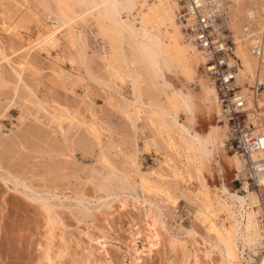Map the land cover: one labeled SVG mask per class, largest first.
Masks as SVG:
<instances>
[{"label": "rangeland", "instance_id": "rangeland-1", "mask_svg": "<svg viewBox=\"0 0 264 264\" xmlns=\"http://www.w3.org/2000/svg\"><path fill=\"white\" fill-rule=\"evenodd\" d=\"M257 1L255 8L244 0L245 9L264 10V0ZM83 8L84 0H0V264H192L191 252H199L201 264H226L217 237L224 239L221 224L232 234L234 223L221 210L217 188L226 183L241 192L234 180L239 178L225 157L214 173L198 172L199 152L182 143L185 133L170 110L188 124L191 113L172 96L180 87L194 92L196 82L167 72L172 85L164 84L139 50V39L121 37L103 15L94 21L79 17L73 23L79 38L72 41L67 13ZM53 31V43L41 41ZM219 125L203 115L195 128L208 134ZM146 199L166 224L153 252L144 234ZM45 206L54 211L48 214ZM54 215L57 221L47 222ZM134 235L142 237L137 246ZM257 257L253 264H261Z\"/></svg>", "mask_w": 264, "mask_h": 264}, {"label": "bare ground", "instance_id": "bare-ground-1", "mask_svg": "<svg viewBox=\"0 0 264 264\" xmlns=\"http://www.w3.org/2000/svg\"><path fill=\"white\" fill-rule=\"evenodd\" d=\"M243 1L244 0H233V2L230 5V8H229L230 11H228L230 14V23L228 26L229 33L228 34L230 35V38L232 39V41H236V45H234V49L232 50L231 55H232L233 62L235 64H237V66H238V70L235 73V82H236V85L240 86V90L238 91L237 95H240L243 97L244 102H243L242 111H244L246 113V117H247V122L244 126V131H242V133H245L244 136H246L245 140L248 141L246 143L248 145H251L252 143L255 144V141L258 140L256 143L257 148H255V146L252 145L250 150H247L246 153L244 151H242V152H239L237 150L232 151L228 148V138L230 136L229 133L231 132L230 125L224 119L225 117L223 114V110L221 109L219 100H218L217 92H216L214 86L211 84L210 79L208 78L206 72L204 71V68H203L204 59H203L202 53H201L200 49L192 41V39H190V37L188 35L189 32L187 30H184V28L186 26L185 23L182 20L177 19L179 5L176 4L173 0H84L85 8L81 9L78 14H75L74 12H72L71 14L67 13L66 23L70 25V31L69 32H70V34L72 33V35H73L72 41H77L79 37L77 34L75 35V32L73 30V28H74L73 23H76L79 17H82L85 20H93L94 21V20H97L101 15H103V16H105L106 19L108 18V19L112 20L114 26H116L115 27L116 32H118L121 37L124 38L125 34L128 33L129 36L131 35V36L139 39V41L137 40V46H138L139 50H141V52L144 53L148 57L151 65H153L156 69L155 71L158 72V74H157V72L155 74L162 78V80L164 81V84L168 85V83H170L172 85L171 82H167V80H168V79H166L167 78V72H171L174 75L178 74V75H180V77L183 76L184 78H186V80L188 79L190 81L196 82L197 86H196V89L194 92L185 93L180 87L179 89L174 90L175 92L173 91L174 95L172 96L179 101L177 106H181V105L184 106L187 109V112L189 111L191 113L190 116L192 115V118L190 119L188 124H186V121L184 123L179 116V112L173 111V109H175V108H173V109H170V110H172V113H171V116L173 117L172 121H174V123L176 125H180L182 131L185 133V135L183 136V140L185 142H182V143L183 144L186 143V145H189V146L191 145V147L194 146L197 148L198 151L197 150L196 151L199 152L198 156H200L199 157L200 161L198 160L199 161V167H197L198 172L202 173V171L203 172L206 171V172H209L210 174L214 173L213 170L215 168L221 166V163H222L221 158L225 157L226 161L228 159L229 164H231L234 167V169L236 171V175L239 178L240 183L242 185L241 186V192L239 191L240 189L238 191L231 190L226 185V183H223L222 186L220 185L221 187L217 188V191H218L217 194L219 195L218 200H219V203L221 206V210H224L225 212H227L228 215L231 216V219H233V223H234L232 234L228 232V229L225 228V226H223L222 224L221 225L219 224L221 232L224 234V239L217 237L218 238L217 242H220V244L224 246L225 251H223V249H222L221 252H224V259L226 261V264H253V262L255 261V257L258 256L259 253H260L261 259H259L257 257V260L259 259L258 262L260 261L261 264H264V232L262 231V228L259 227L258 222H257V214H258V211H257L258 196L256 193L257 190H256L255 186H252V187L249 186V184H250L249 181L243 177L244 169L246 167L247 162L253 161L256 159L264 158V90L261 92H256L254 89H252V86H251V85L255 84L256 80H260V81L264 82V60L259 62V60L251 54L250 49H249V46L253 45L255 43L262 45V47L264 48V10L260 11L259 9H257V10L255 9V8H257L256 6H258L257 3H259L257 0H247V1L251 2L252 4H254V6L255 5L256 6H255V8L248 6L245 9V6H247V5ZM251 3H249V4H251ZM102 6H103V8H102ZM66 10H68V9H66ZM248 12L255 14L254 20H255L256 25L258 27L257 28L258 31L256 32V35L254 37H252L251 39H249L247 41H240L238 39L239 38L238 36L244 35V29L249 28V25H250V23H249L250 19L247 20L245 18L246 13H248ZM59 13H61V12L59 11ZM110 25H112V24H110ZM113 29H110V30H112V32H113ZM186 31H187L188 37L186 36ZM80 36L83 38L84 41H86L85 40L86 37L84 38V30H82V29H81ZM86 36H88V35H86ZM54 37H55V31H53L47 35L42 34L41 35L42 39L41 38L40 39L42 42L53 43ZM111 38H112V36H111ZM87 41H89V40L87 39ZM122 41H123V39H122ZM72 43H74V42H72ZM76 43L79 44V42H76ZM84 44L85 43H82L83 47H84ZM89 45H90V43H89ZM116 45L117 44H115V46ZM79 48H81V47H79ZM75 49L77 50V47ZM145 55H144V57H145ZM114 68H116V67H114ZM198 70H199V72H198ZM199 73L203 79L200 77ZM120 74H121V72H120ZM117 75H119V74H116V76ZM157 79H158V77H157ZM158 80H160V78ZM134 81H136V80H134ZM160 86L163 87V85H160ZM137 87H135V88L137 89ZM166 88H167V86H166ZM139 91H140V89H139ZM142 94H140V92H139L138 95H140L142 97ZM140 96H139V98H140ZM142 99H143V97H142ZM136 102H137V100H136ZM146 103H147V101H146ZM146 106H148V105H146ZM125 107H126V103H125ZM127 107H129V106H127ZM149 108H150V106H149ZM178 108H181V107H178ZM167 109H169V108L167 107ZM141 110H143V109H141ZM134 111H136V110H134ZM128 113H126V114H128ZM138 113H139V111L137 110V112L134 113V116ZM167 113H169V112H167ZM167 113H165V114H167ZM198 113H202L203 115H207L210 119L216 117V119H217L218 123L221 125V127L218 128V126H214V129L212 131H210L208 134L198 132L195 128V127H197L196 126L197 116L198 117L203 116L202 114L201 115L199 114L200 115L199 116ZM140 114L142 115L143 113H140ZM156 114H158V113L156 112ZM141 115H140V118H141ZM136 116H138V115H136ZM128 118H129V116H128ZM136 119H137V117H136ZM161 120H163V119H161ZM169 121L170 120H167V122H169ZM58 122H59V120H58ZM159 122H160V120H159ZM56 123H57V121H56ZM171 125H172V123H171ZM171 125H169V126H171ZM135 126H137V125L135 124ZM165 127L166 126H164V128ZM172 127H174V126L172 125ZM178 127H177V129H179ZM220 128H221V130H220ZM99 134H100V132H99ZM256 136L258 137V139L254 138ZM180 137L182 138V136H180ZM4 145H5V142L3 140H0V146L3 147ZM187 149H188V146H187ZM224 149H225V151H224ZM129 156H128V158H129ZM130 158H132V157L130 156ZM135 158H133V159H135ZM170 159H172V158H170ZM136 163H135V167H136ZM175 165H174V167H175ZM1 166L2 165L0 164V169H1ZM176 167H177V165H176ZM184 169H185V167H184ZM187 169H185V170L187 171ZM171 170H170V172H171ZM173 170H175V169L173 168ZM178 170H180V169H178ZM195 171H196V169H195ZM126 172H128V171H126ZM175 172H176V170H175ZM124 173H125V171H124ZM138 173H136L137 176H138ZM184 173H185V171H184ZM184 173H182L183 177H185ZM200 173H198V176L201 175ZM160 174H162V173H160ZM4 175L6 176V174H4ZM8 175H10V174H8ZM127 175L129 176L130 172ZM178 175L180 176V174H178ZM187 175H188V173H187ZM202 175H201V177H202ZM192 176H193V174H192ZM124 177H125V175H124ZM144 177L146 178V176H144ZM132 179H134V177ZM120 180H123L122 176H121ZM148 180L151 181L150 179H148ZM200 182H201V180H200ZM124 183H127V182H124ZM141 183L142 182L140 180V184ZM148 183L149 182H147V184ZM259 183H261L260 185L264 184L262 182V180H259ZM17 184H22V183H20L18 180ZM23 184H22V186H23ZM29 184H31V183H29ZM142 184H145L144 180H143ZM130 185H132V184H130ZM33 186H35V185H33ZM128 187H130V186H128ZM205 187H206V184H205ZM46 188H44V189H46ZM53 188L55 189V187H53ZM131 188H134V187H131ZM154 188H156V187H154ZM24 189H25V187H24ZM40 189H42V188H40ZM151 189H153V188L151 187ZM37 190H38V187H37ZM204 190L205 189H203L201 191H203V193H205ZM188 191H189V189H188ZM184 192H185V190L181 193H184ZM36 194H40V192L38 193L36 191ZM63 194H65V193H63ZM30 196H32V195H30ZM204 198L206 200L210 201L208 195H206V197H204ZM47 200L48 199H46V201ZM213 200L215 201L214 198H213ZM146 201H149V199L148 200L146 199ZM149 203H150V205H148L149 208L147 210L148 221H147V226L145 228L144 234H145L146 240H149V243L151 245V249L148 250V252L149 251L153 252L152 251L153 248L158 247L160 242H161V235L159 232L160 228H162V227L165 228L166 224H165V220L163 217L164 216L163 213L161 214L160 213L161 211L157 210L159 207H157V205L155 203H153L152 200L149 201ZM202 203H200V204L202 205ZM56 204L57 203H55V205ZM205 204L213 207V205L210 202H206ZM155 205H156L157 209L155 208ZM125 206H126V204L123 203L122 207H125ZM109 207H111V206H109ZM45 208H46V206H45ZM50 208H52V207L49 206V208L45 209V210H48V214H49V212L52 213L54 211V210L51 211ZM209 209L211 210V208H209ZM219 209H220V207H219ZM199 210H200V208H199ZM203 212H205V211H203ZM203 215H205V214H203ZM59 219H61V217ZM218 219H220V218L218 217ZM51 221L53 223H55L57 221V217L54 215V217H51L50 221H47V222L50 223ZM213 225H214V223H211V225H210L211 229H212ZM205 226H207V223ZM137 234H143V232L138 230ZM140 238H142V237H140ZM140 238H139V235H138V237L136 235H134V240H133L134 242L133 243L136 246L138 245L137 244L138 239H140ZM97 239H99V238H97ZM99 241H98V243H99ZM180 241L182 242V240H180ZM215 243H214V246H218L217 243L216 244ZM177 244H178L177 242H173V247H175ZM201 244H202V242H201ZM182 245H183V250H184L185 246H188L186 242L182 243ZM211 245L213 246V244H211ZM220 246H219V248H220ZM219 248H218V250H219ZM197 249H199V248H197ZM200 250L202 251V249H200ZM136 251H137V249H136ZM105 252H104V255H105ZM197 252H198V250H197ZM205 252L209 253L207 250ZM198 253H193V252L189 253V257H192V264H201V258H200L201 256H199ZM210 253H211V251H210ZM239 254L243 255L242 260H238ZM221 255H223V254L221 253ZM207 256H209V254H207ZM224 259L222 257V261ZM137 260H139V258Z\"/></svg>", "mask_w": 264, "mask_h": 264}, {"label": "built area", "instance_id": "built-area-1", "mask_svg": "<svg viewBox=\"0 0 264 264\" xmlns=\"http://www.w3.org/2000/svg\"><path fill=\"white\" fill-rule=\"evenodd\" d=\"M179 5L178 20L185 23L184 30L189 32V37L200 49L204 63L203 68L211 84L214 86L218 100L223 110L224 119L230 125L231 132L228 138V148L239 152L250 150L255 144H246L244 126L247 122L246 113L243 109V97L237 95L240 86L236 85L235 73L237 64L233 62L231 52L236 41L230 38L228 26L230 23V5L233 0H173ZM254 13L248 12L245 18L249 20V28L244 29V35H239L240 41H247L256 35L257 25ZM186 31V36L187 35ZM250 52L259 62L264 60V48L255 43L249 46ZM252 89L256 92L264 90V82L256 80ZM258 139V137H254ZM243 177L249 181V186H255L258 196L257 222L264 232V158L246 163ZM238 188L241 187L239 179Z\"/></svg>", "mask_w": 264, "mask_h": 264}]
</instances>
